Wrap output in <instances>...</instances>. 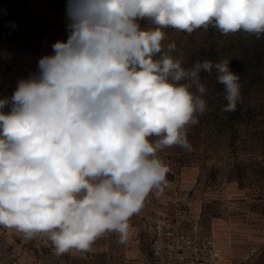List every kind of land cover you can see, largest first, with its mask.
<instances>
[{"label": "clouds", "instance_id": "clouds-1", "mask_svg": "<svg viewBox=\"0 0 264 264\" xmlns=\"http://www.w3.org/2000/svg\"><path fill=\"white\" fill-rule=\"evenodd\" d=\"M67 16V41L0 99V226L47 234L56 255L105 233L127 240L130 218L168 184L158 153L187 148L209 110L202 71L223 85V111L242 100L232 60L185 68L162 29L264 36V0H69Z\"/></svg>", "mask_w": 264, "mask_h": 264}, {"label": "rangeland", "instance_id": "rangeland-1", "mask_svg": "<svg viewBox=\"0 0 264 264\" xmlns=\"http://www.w3.org/2000/svg\"><path fill=\"white\" fill-rule=\"evenodd\" d=\"M68 3L69 0H0V99L10 98L18 80L37 72L39 59L53 54L55 42L67 41ZM139 23L141 28L149 27L147 19ZM162 31V46L166 49L175 43L178 53L173 55L183 54L185 68L196 61L216 62L227 57L232 60L231 69L241 75L242 84L241 102L234 111L225 112L222 106L227 101L215 70L211 74L202 71L209 110L188 129L187 148L173 146L162 153L166 152L169 160L192 155L203 169L208 160L215 159L212 176L221 174L226 162L230 175L243 177L246 186L255 187L256 177L264 176V36H223L211 26L190 35L173 28Z\"/></svg>", "mask_w": 264, "mask_h": 264}, {"label": "crops", "instance_id": "crops-1", "mask_svg": "<svg viewBox=\"0 0 264 264\" xmlns=\"http://www.w3.org/2000/svg\"><path fill=\"white\" fill-rule=\"evenodd\" d=\"M158 155L169 168L168 184L162 193L150 192L130 218L124 243L118 233H105L87 251L56 255L47 234L28 239L0 226V264H152L140 229L145 217H162L186 232L198 223L221 249L219 264H264V176L249 187L243 177L229 174L226 162L221 174L212 176L215 159L203 169L192 155L170 160L166 152Z\"/></svg>", "mask_w": 264, "mask_h": 264}, {"label": "built area", "instance_id": "built-area-1", "mask_svg": "<svg viewBox=\"0 0 264 264\" xmlns=\"http://www.w3.org/2000/svg\"><path fill=\"white\" fill-rule=\"evenodd\" d=\"M140 229L152 264H219L221 249L198 223L186 232L162 217H145Z\"/></svg>", "mask_w": 264, "mask_h": 264}]
</instances>
